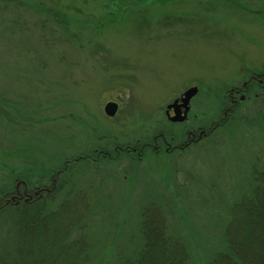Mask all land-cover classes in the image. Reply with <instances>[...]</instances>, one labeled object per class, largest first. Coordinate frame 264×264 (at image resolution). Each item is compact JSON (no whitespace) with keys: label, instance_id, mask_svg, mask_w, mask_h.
I'll return each mask as SVG.
<instances>
[{"label":"rangeland","instance_id":"1","mask_svg":"<svg viewBox=\"0 0 264 264\" xmlns=\"http://www.w3.org/2000/svg\"><path fill=\"white\" fill-rule=\"evenodd\" d=\"M254 73H264V0H0V195L24 182L31 193L67 167L45 208L70 210L61 228L84 241L81 264L133 256L148 202L184 239L187 264H208L226 248L233 202L264 169V75L242 86ZM193 86V118L170 123L167 104ZM232 88L242 96L230 104ZM222 116L177 156L114 150L179 140Z\"/></svg>","mask_w":264,"mask_h":264},{"label":"trees","instance_id":"2","mask_svg":"<svg viewBox=\"0 0 264 264\" xmlns=\"http://www.w3.org/2000/svg\"><path fill=\"white\" fill-rule=\"evenodd\" d=\"M66 168L59 170L58 180H63ZM52 194H37L16 204L6 200L8 193L0 195V264H81L84 241H67L69 232L61 228L64 213L70 210L52 212L45 208L46 197ZM65 204L62 203L63 208L67 207ZM69 214L80 221L73 211ZM140 233L142 244L123 264L189 261L184 239L178 232L170 231L158 203L143 206ZM225 242V250L208 264H264V169L254 173L251 191L233 202Z\"/></svg>","mask_w":264,"mask_h":264},{"label":"flooded vegetation","instance_id":"3","mask_svg":"<svg viewBox=\"0 0 264 264\" xmlns=\"http://www.w3.org/2000/svg\"><path fill=\"white\" fill-rule=\"evenodd\" d=\"M263 75H264V73L263 74L260 73V74H256V75H255V73L252 74V76L250 78H248L246 81L242 82V86L245 87V89H247V87L249 86V82L252 79L259 77V76H263ZM230 91H231L232 96L231 95L229 96V97H231V101L229 103L232 104V103H235V101H236L235 100L236 95H239L241 98L242 94L240 92V89H238V88L235 90H233V88H232ZM183 93L179 97L175 98L169 104H172L175 100H177V102H176L177 105H180L182 103L181 97H182ZM193 96L188 101L187 106L189 107V109L186 113V116L183 118L184 120L182 119L183 121H173L170 118L172 116L176 115L175 114L176 110L178 112H180V114L179 115L177 114V116H183L185 107L184 106H178V107H170L169 108L168 107L169 104H167L166 110H165V115L169 119L170 123L182 124V123L187 122L193 118V116H190V114H189L192 110L191 109L192 106H190L191 105L190 102H191V99L193 98ZM108 101H113V100H108ZM113 102H116V101H113ZM118 108H119V103H118ZM229 110H231V108H229V107L224 108L223 114L227 115ZM223 118L224 117L222 116L220 118L221 119L220 121H215L210 126H202V125L200 126L199 125V126L193 127L191 124H189L188 128L184 129L182 132H179L180 133L179 134V137H180L179 140H176L175 135L166 138V137H163V135L156 134L149 141L138 143L139 140L137 139L136 140L137 142L135 141L134 143H126V144H124V146L116 145L114 147V150L116 151V153L124 152L125 154H128L131 158L136 157L138 160H141L143 157H146L148 151H150V153L148 155H150L151 158H157L160 156H164L166 154H173V155L177 156L180 153H182L183 151H185L186 149L191 148L193 145H195L197 142H199L203 137L207 136L208 133H210L213 129H215L218 126V124L221 121H223ZM193 120H196V119L194 118ZM206 127H209V128H206ZM159 136H160L161 140L158 139ZM98 154L102 158H104V157L109 158V159L117 158V157H111L110 154H107V152H105L103 150H98ZM133 156H135V157H133ZM87 157H89V156H87ZM98 158H95V160H94L95 163L97 162ZM58 176H59V169H56L50 175V184H45L43 186H39V188H37L33 191L29 190L31 193L28 192V190H27L28 188L25 185V182H24L22 190H20L19 185L17 183L13 186V193L12 194L10 193V191L7 192L9 196L6 197V200H12L16 204V203H19L21 200L26 201L28 199H31L32 195L38 194L41 197L42 194L50 192V191L55 190L57 188Z\"/></svg>","mask_w":264,"mask_h":264},{"label":"water","instance_id":"4","mask_svg":"<svg viewBox=\"0 0 264 264\" xmlns=\"http://www.w3.org/2000/svg\"><path fill=\"white\" fill-rule=\"evenodd\" d=\"M198 88L196 86L190 87L188 89H186V91L183 93L181 100L182 103L180 105H177V100H175L172 104H169L168 107H178V106H184L185 110H184V114L183 116H177V114L179 115L180 112H178L177 110L175 111V116H172L170 119L173 121L176 120H182L185 116L186 113L189 109V107L187 106L189 99L197 92ZM118 109V103L113 102V101H108L105 105H104V112L106 115L108 116H114L117 112Z\"/></svg>","mask_w":264,"mask_h":264}]
</instances>
